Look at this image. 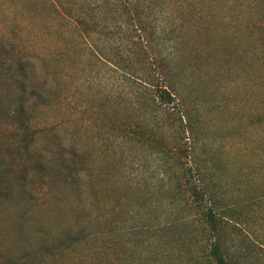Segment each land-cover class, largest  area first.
I'll list each match as a JSON object with an SVG mask.
<instances>
[{
	"label": "rangeland",
	"instance_id": "1",
	"mask_svg": "<svg viewBox=\"0 0 264 264\" xmlns=\"http://www.w3.org/2000/svg\"><path fill=\"white\" fill-rule=\"evenodd\" d=\"M52 1L0 0V169L13 185L0 264H216L198 168L235 211L228 264H264V0H155L183 94L163 106L171 117L142 116V66L108 64ZM14 59L42 89L21 115ZM148 128L153 143L137 138ZM73 149L80 172L66 179Z\"/></svg>",
	"mask_w": 264,
	"mask_h": 264
},
{
	"label": "trees",
	"instance_id": "2",
	"mask_svg": "<svg viewBox=\"0 0 264 264\" xmlns=\"http://www.w3.org/2000/svg\"><path fill=\"white\" fill-rule=\"evenodd\" d=\"M55 8H61L63 17L70 22L78 35L90 46H96L103 51L108 64H117L121 60L127 62L129 72L138 73V66H142L140 92L136 96L139 101L135 106L142 116H146L150 111L155 114H161L162 111L168 112L171 117L173 113L167 111L165 104L174 100L176 96L183 98V94L178 88L176 82V73L173 66V55L161 51V45H165L168 40H173V36H166L170 29L163 10H161L155 0H54ZM139 37V38H138ZM124 54L126 56L124 57ZM10 62V61H9ZM8 57L0 56V67L8 65ZM16 67L12 74L14 85L20 92L21 104L17 110L20 115L25 104L28 101H35L39 98V92H42L35 80L29 74L25 73L33 63H23L21 59L13 60ZM140 78V77H138ZM163 109V110H162ZM136 118L135 126L141 129L143 122ZM20 120V119H19ZM21 124L25 123L20 120ZM149 129V128H148ZM127 131L118 133V138L125 136ZM142 135V134H141ZM151 129L148 134L137 137L140 141L143 138L152 142ZM153 143V142H152ZM76 149V148H75ZM70 151V159L61 160V164L66 171V179L77 177L75 173L80 170L76 167L77 151ZM155 153V152H151ZM1 158V157H0ZM2 159V158H1ZM43 160H38V165H42ZM82 169V167L80 168ZM79 170V171H78ZM203 179L202 186L195 185L194 194L207 198L203 205L202 216L210 226V233L213 234L215 243L212 247V254L216 264H228L227 251L223 247L222 239L225 235V222L228 215H234V209L226 204L219 189L212 185V172L210 170H196ZM3 172L0 169V195L9 196L13 191V185L4 183ZM19 184L22 192L26 190V176L21 173ZM5 177V176H4ZM176 190H181V183L176 185ZM25 188V189H24ZM2 192V193H1ZM219 195V196H218ZM85 229L75 233H69L71 238H78V235Z\"/></svg>",
	"mask_w": 264,
	"mask_h": 264
}]
</instances>
